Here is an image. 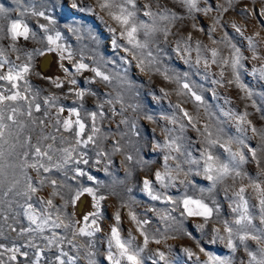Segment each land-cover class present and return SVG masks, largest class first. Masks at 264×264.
Listing matches in <instances>:
<instances>
[{"label":"rangeland","instance_id":"rangeland-1","mask_svg":"<svg viewBox=\"0 0 264 264\" xmlns=\"http://www.w3.org/2000/svg\"><path fill=\"white\" fill-rule=\"evenodd\" d=\"M24 2L26 5L31 4L38 11L45 12L47 16L53 19L54 23L49 25L50 29H54V32L61 34L62 40L60 43L72 51L76 60H79L80 54L83 53L86 64L95 66L94 61H97L103 65L107 73L114 77L111 85L108 86L100 82L98 78L95 84H89L87 81L90 78H94V74L91 71H85L73 77L66 76L61 65L69 68L70 71H74V69L67 59L61 61L58 52H46L43 56L34 54L27 80L31 84L33 92L39 90L36 102L41 105V111H33V117L37 118V120L44 119L46 124L50 125L54 123L58 108L61 106L66 109L61 116L67 117V110L70 107H79L83 103L85 110H95L98 101H103L108 94H110L111 98H115L118 93L122 94L123 104L126 109L123 116L119 114L112 116L109 111L111 106L105 105L106 117L100 126L103 132L109 133L101 145L107 154L106 156L98 158L95 146L89 145L86 149H79V151L87 154L86 158L89 161L87 165L83 163L80 165L70 164L64 169H53L49 173H43L41 170L43 176L51 177L58 182L70 185L71 191L68 187L60 188L58 184L57 191L59 194L53 197L52 185L46 181L44 186H40L37 173L32 169H28L27 175L32 178L34 186L38 188L32 200L28 202L32 203L40 211L45 206L41 205L39 201H47L51 198L56 207L61 208L63 213L71 215L74 220H82L84 215L95 211L92 207V198L85 194L77 201L75 207L69 204L67 208H63L64 201L70 199L74 191L80 186L92 187L97 190L98 195H104L106 199L101 201V216L98 221L101 231L92 238L97 264H109L106 259L107 241L110 237L111 228L117 226L115 220L117 212L121 216L118 225L121 237L128 239L129 234H131V236L136 237L134 244L143 246V237L139 235L136 225L129 217L130 208L139 220L147 219L150 221L149 224L145 225V228L151 236L160 241L155 243L150 240L148 247L141 253L144 264H153V262L155 264H206L207 257L200 252L198 244L213 255L230 258L231 264H251L244 245L238 240L235 241L237 245L235 252H231L224 241L216 240V242H213V237L215 236L213 230L219 227L221 235H224L222 222L227 220L231 224L235 218V214L231 210L233 206V190L238 189L241 185L249 184L251 179H264V177L259 176V168L256 162L251 160V154L248 152L247 147L235 143L232 145L233 151L239 149L245 152L249 158L248 163L242 166L244 174L241 177L236 178L235 181L228 179L223 184L217 185L212 197L215 198L220 210L219 213L213 214V217L205 224L203 230L199 227L204 224L201 217L182 216V206L177 211L172 212L171 209L175 205L165 203L162 200H152L143 189V180H150L155 191L171 196L173 199H180L185 194L200 198V190L205 189V202L212 206V197H209L206 191L210 186V182L204 178L203 174H192L185 177L183 172L177 175L173 171L171 175L175 178L174 183H170L167 188L162 187L155 180L157 171L163 173L164 156L168 154L166 148L158 147L157 145H163L169 133L173 138L183 137L180 143L196 157L199 156L197 149L202 147L200 143L202 137L190 125L184 132L180 131L179 123L182 122L187 125L188 121L184 118L183 112L176 107L177 104H180L181 108L198 120V127L201 130L203 125L211 123L213 130L216 128L223 129L224 139L229 136L239 137L244 139L245 145L250 147L261 145L262 141L257 135L252 133L247 125H242V127L247 129L246 132L237 130L236 116L247 112L248 120L252 122V125L258 130H264V80H260L258 75H252L254 69L264 67V17L244 12L246 8L258 10L264 7V0H254V2L253 0H232V5L227 12H221L215 7L217 4H225V0H208L207 3H205V0H199L200 7L213 8V11L207 16L200 12L189 14L186 8L181 7L179 4H174L172 0H159L161 8L171 9L177 13L178 18L170 26V34L166 39L162 32L156 33L151 38L148 50L152 51L153 55L157 56L160 61L154 67H159L161 71L164 68H168L170 74H176L182 80L184 74L187 73V81L193 86V90L204 99V104L202 105L192 98L191 93L178 96L177 91L180 90V85L176 82L166 81L155 70L142 72L136 66V61L128 53L122 49L113 48L111 43L112 34L107 30L108 26L112 25V21L107 16H104L102 22L99 15L80 10L85 6L95 8V0H76L79 5L78 8L72 7L73 0H24ZM0 3L10 9L9 20L21 18L19 12L11 10L16 8L12 0H0ZM146 3L152 4V10L156 11L155 0H138V4L141 7ZM225 6L227 5L225 4ZM138 15L145 22H151L148 17L143 16L142 12ZM216 18L221 20V24L217 26L215 32H212L211 27ZM23 19L30 30L36 33V40L20 38L15 42L17 48L15 52L12 50L11 45L13 42L10 39L0 40V48H3L5 53L4 58L15 64L26 62V54L33 52L34 49L46 50L47 48V41L42 39L44 33L40 29V25H48V21L43 17H34L30 14L23 17ZM233 24L240 27L243 34L237 33L232 27ZM193 25H196V28H193ZM200 28H203L204 31H199L198 29ZM70 29H76L77 31L73 32ZM225 31L228 32L232 43L240 48L244 57L242 60L244 67L239 71L241 82L252 92L251 99L247 97L245 92L238 89L235 84L228 83V80L231 79L230 68L223 69V86H221L213 83L214 80L220 79L221 68L219 66L211 65L205 69L203 60L199 66L195 64L197 55L195 51L196 41L201 43V55L208 58L209 61V50L212 48H219L221 54L225 57L230 55L229 50L223 45H214L212 43L213 39L220 40ZM256 33H259V36ZM189 35L192 37L190 42L192 53L190 62L186 63L185 61L188 57L183 52L177 54L175 49L177 43L180 42L183 50V42ZM249 37L253 38L255 44L254 52L253 49L249 48ZM141 39H143L142 34ZM118 43L123 44L124 42L118 40ZM157 49L160 51H157ZM254 53L259 59H252ZM18 55L20 56L19 60L17 59ZM65 56H67V53H65ZM122 57L127 58L130 63L125 64L121 59ZM42 77L59 78L64 82V87L58 89L49 79ZM72 78L77 80V85L72 86L69 83ZM20 83L23 86V81ZM69 88L91 89L97 95H86L82 102L76 101L75 96L69 93ZM52 95L58 98L56 100L57 107L48 108L44 104V100L45 97ZM253 104H255V107H253ZM130 105L132 107H129ZM115 108L117 113H119L120 104H115ZM45 111L49 113L47 117L44 116ZM225 113H230V115H225ZM81 115H84L83 111ZM148 115L153 117L151 121L145 118ZM122 118L128 119V125L120 123ZM20 119L28 125L21 134V138L31 135L32 142L35 143L41 127L37 126L34 132H30L29 129L32 125L28 117L24 116L20 117ZM173 119L178 122L174 124L172 122ZM133 122L136 125L135 129L131 128ZM87 123H91L90 119H88ZM43 131L45 134L51 133L57 137L60 135L49 126H44ZM87 132L88 129H86ZM121 134H123V138H121ZM64 135L67 136L69 134L64 133ZM117 142L121 145V151L114 152L113 147ZM44 143L48 144L52 143V141L49 140ZM65 146L67 145L59 143V139L54 144V147L57 148ZM7 148L8 146L5 145L6 152ZM216 151L221 154L222 159H227V153H224L222 149L217 148ZM172 155L177 154L172 153ZM126 156H131L132 160H127ZM97 158L100 160L99 164L95 162ZM181 159L183 158L181 157ZM0 163H5L9 166L6 167V179L5 177H0V179H5L6 187L14 176L23 183L20 169L10 167V165L16 163L15 156L6 155L5 161ZM261 163L264 165V160ZM168 165L171 168H175L176 162L169 160ZM75 167H80L87 171L89 175L94 177L95 182L89 181L87 177L73 179L72 177L75 176V173L72 169ZM188 167V165H184L185 170ZM65 172H67V175H64ZM189 180L192 181V184L187 183ZM180 181L185 182L180 183ZM225 188L228 189L227 192H225ZM61 196L64 199H61ZM246 197L249 199L250 205H256V207L251 208L254 216L257 217L253 221L254 225L256 227H264L260 225L258 201L251 189L246 192ZM4 199L10 200L13 197L9 195V197ZM15 200L24 203L23 197H15ZM48 211L54 213L55 209H48ZM17 212L22 213L23 209L18 208L16 203L11 205V211H9L6 203L0 205V226H2L0 245L5 248H12L13 246L20 248L16 261H9L8 256L11 253L7 252L0 258L5 261V264H33L36 253L39 251L42 257L40 264H49V261L58 254V249L55 246L49 249L47 241L43 239V236H50L51 232L46 230L42 235L35 232L21 235L20 230L28 227L29 222L23 215L16 216ZM5 215L8 217L7 221L4 220ZM161 216H172L175 219L164 221L160 219ZM9 225L15 227L16 231H12ZM79 226L81 225H77V227ZM54 231L58 235L65 234L63 228L54 229ZM68 239H71L70 235ZM83 239L78 237L73 241V244L78 245ZM30 241L36 247L27 246ZM247 245L249 251L255 252L259 256V246L254 241H247ZM186 248L191 249L200 257V260L196 261L195 256L189 258L184 251ZM63 250L71 256H76L77 264H87L82 252L77 253L75 247L68 244L67 241L63 245ZM3 251L4 248H0V252ZM25 252L28 254L27 257L22 255ZM160 252L164 253L165 259H160L157 254Z\"/></svg>","mask_w":264,"mask_h":264},{"label":"snow or ice","instance_id":"snow-or-ice-1","mask_svg":"<svg viewBox=\"0 0 264 264\" xmlns=\"http://www.w3.org/2000/svg\"><path fill=\"white\" fill-rule=\"evenodd\" d=\"M174 4H179L181 7L187 9L189 14L194 12L203 13L207 16L211 11L212 7H200L199 0H172ZM208 0H205L207 3ZM254 2V0H253ZM12 3L16 5L15 9L12 11L19 12L21 18L9 20V8H6L3 3H0V40L5 38L10 39L13 44L11 45L12 50L17 51L15 42L20 38L24 40L37 39L36 33L31 31L23 17L26 15H31L34 17H43L48 21V25L41 24L40 29L44 33L43 40L47 41L46 50H41L36 48L33 52L26 54V62L21 64H15L8 59L4 58V49L0 48V162L5 161L6 155H12L16 158V163L10 165V167L19 168L20 174L23 176V183L21 180L13 177L12 181L7 183L5 186V179L7 177L6 167H9L5 163H0V177H5V179H0V205L7 204L9 211H11V205L16 203L18 208H22L23 212H17L16 216L23 215L29 222V226L22 228L20 234L25 233H38L43 234L46 230L51 232L50 236H43V239L47 241V247L51 249L55 246L58 249V254L54 259L49 261V264H77V257L69 255L68 252L63 250V245L65 241L68 244L75 247L77 253L83 254L84 258L87 260V264H97L95 259L96 252L95 246L92 238L96 233L101 231L100 224L98 223L101 216L100 207L101 201L105 200L104 195H98L97 190L92 187L80 186L74 191V194L70 199L64 201L63 208H67L69 204L75 207L77 201L81 199L82 196L87 194L92 198V207L95 211L89 212L82 217V220H74L71 215L63 213L61 208H57L50 198L47 201H39L41 205H44L40 211L36 207L29 203L32 200L33 195L38 191V188L34 186L32 178L27 175V170L32 169L37 173L39 177V185L44 186L45 182L48 181L52 187V196L55 197L59 193L57 191V185L60 188L68 187L71 191V186L66 185L64 182H58L56 179L51 177H46L41 174L49 173L53 169L61 170L69 166L70 164L80 165L81 163L87 165L89 163L86 158V153L79 151V149H86L89 145H93L96 148V156L99 158L101 156H106L102 148V141L107 138L109 133H105L101 129V122L105 120L106 112L105 105L111 106L109 111L112 116L117 114L123 116L124 111H126L123 104L122 94H117L115 98H111L110 94L106 96L103 101H98L95 110H85L83 103L79 107H70L67 117H62L61 114L65 112V107L61 106L58 108L57 115L54 118V123L47 125L46 120L33 117V111L40 112L41 105L36 102L39 96V90L35 92L32 91V86L27 80V76L31 71V61L34 54L45 55L46 52H58V55L63 61L67 59L72 65L74 71H70L69 68L61 67L64 73L68 77H73L77 74H81L85 71H91L94 74V78H90L87 83L95 84L97 78L100 82H103L106 86L111 85L114 77L107 73L103 65L97 61H94L95 66H90L84 62L83 53L80 54L79 60L74 58L72 51L65 45L61 44L62 40L61 34L59 32H54V29H50L49 25L53 24L54 21L51 17L47 16L45 12L38 11L31 4L26 5L24 0H12ZM225 4L227 6H225ZM225 4H217L216 9L221 12H227L232 5V0H225ZM156 11L152 10V4L146 3L142 7L138 4V0H95V8L92 6H85L81 8V11H87L99 15L100 20L103 22L104 16H107L112 25L108 26L107 30L112 34V47L115 49H122L124 52L128 53L133 60L136 61V66L143 71H153L159 72L161 76L166 81H174L180 85V90L177 91V95H183L186 93H191L192 98L198 102V104H204V99L201 95L197 94L193 90V86L187 81V73L184 74L183 80L176 74H170L168 68H164L162 71L159 67H154L160 63L157 56L153 55L152 51L149 49V43L151 38L158 32H162L165 39L170 34V26L178 18L177 13L168 9L166 7L161 8L159 0H155ZM73 8H78L79 5L76 0H73ZM98 10V12H97ZM143 16L148 17L151 21L150 23L145 22L139 18V13ZM247 14L257 15L259 17H264V7L260 9H244ZM102 14V15H101ZM221 24V20L216 18L213 21L211 31L215 32L217 26ZM232 27L237 33L243 34L242 29L237 25L233 24ZM196 28V25H193ZM199 31H204L203 28L198 29ZM70 31L76 32V29H70ZM54 32V34H52ZM141 34L143 39H141ZM259 36V33H256ZM94 39V38H93ZM118 40L124 43H118ZM192 37L189 35L187 39L183 42L184 47L181 49L180 42L177 43L175 51L177 54L183 52L184 55L188 57L185 61L190 62L192 45ZM214 45H223V47L229 50L230 55L225 57L221 54L219 48L210 49V61L208 58L201 55L202 46L199 41H196L195 51L197 53L195 64L199 66L203 60L205 69L209 68L211 65H217L221 68L219 73L220 79L214 80L213 83L220 84L223 86L224 68H230L231 79L228 80L229 84H235V86L241 91L247 94L249 99L252 98V92L248 87L241 82L240 69L244 67L242 60L244 57L241 54L240 48H238L228 34L224 32V35L220 40H212ZM249 48L255 49V44L252 37L248 38ZM157 51H160L157 49ZM67 53V56H65ZM20 59V56H17ZM125 64H129L130 61L127 58H121ZM252 59H259L253 54ZM253 76H257L260 80H264V67L259 69H254L252 72ZM49 79L51 83L58 89L64 87V82L59 78L52 79L50 77H42ZM21 81H23V86H21ZM72 86L77 85V80L72 78L69 80ZM163 91V89H162ZM69 93L75 96L76 101H83L86 95H97L91 89L84 88H69ZM167 95V93H165ZM58 98L54 95L45 97L44 104L48 108L57 107L56 100ZM115 104H120L119 113L115 108ZM129 107H132L131 105ZM176 107L183 112L184 118L187 119L188 124L179 123V128L181 132H184L188 125L192 129L196 130L198 134L202 137L200 149H197L199 156L196 157L193 153L186 149L180 141L183 137L173 138L170 133L168 138L163 145H157L158 147H163L168 150V154L164 156V171L163 173L157 171L155 173V180L159 184L167 188L170 183H174L175 178L172 177L171 173L175 171L177 175L183 172L185 177L195 174H203L204 178L210 182L209 188L206 190L209 197H212L213 192L216 190L217 185L223 184L226 180L232 179L235 181L236 178L241 177L244 173L242 172V166L248 163V156L244 151L237 149L233 151L232 145L235 143L237 145H244L247 147L248 152L251 154V160L256 162L259 168V176L264 177V165H262V160H264V130H258L252 122L248 120V113L238 114L236 116L238 123V131L246 132L247 129L242 127V125H247L254 135H257L262 141L261 145L258 147H250L245 145L244 139L239 137H227L223 138V129L216 128L213 130L211 123L203 125L201 130L198 127V120L191 116L187 111L177 104ZM255 107V104H253ZM133 110H135L133 108ZM84 115H81V112ZM49 113L44 112V116L47 117ZM225 115H230V113H225ZM27 116L32 127L29 129L30 132H34L36 127H41L40 133L36 137V142H32V136L27 135L23 139L21 134L24 132L28 125L20 119V117ZM149 121L153 119L152 116L148 115L145 117ZM90 119L91 123L88 124L87 121ZM176 124L178 121L173 119L172 121ZM121 124L128 125L129 121L127 118H122L120 120ZM44 126L51 127L54 132L59 133V137L51 133L45 134L43 131ZM132 129L136 128L135 123L131 125ZM86 129L88 132L86 133ZM167 131V130H166ZM64 133L69 135L65 136ZM123 138V134H121ZM59 139L61 145H67L65 147H54V144ZM52 141V143L45 144V141ZM5 145L8 146L7 152L5 150ZM222 149L224 153H227V159H222L221 154L216 151V149ZM19 149V151H18ZM114 152L121 151V145L117 142L113 147ZM59 153V155H57ZM176 153L177 155H172ZM75 154V155H74ZM181 157L183 159H181ZM96 159V163L99 164L100 160ZM127 160H132L131 156H126ZM172 160L176 162L175 168H171L168 165V161ZM184 165H188L187 170L184 169ZM75 176L72 177L76 179L77 177H87L89 181H94V177L89 175L87 171L81 169L80 167H75L72 169ZM107 171V169H105ZM67 175V172L64 173ZM185 181H180L184 183ZM188 184H192V181H187ZM143 189L147 195L152 200H162L165 203L175 205L171 209L172 212L177 211L179 207L182 206L183 211L181 215H187L189 217H201L204 224L199 227L201 230L205 227V224L213 217L214 213H219V205L216 203L214 197H212V206L205 202L204 194L205 189H201V197L194 198L185 194L180 199H173L171 196H166L163 193H159L154 190L152 182L148 179L143 180ZM251 189L255 194V198L258 201V219L260 225L264 226V179H251L250 183L247 185H241L238 189L233 190L232 198V213L235 214V218L230 224L227 220L223 221V232L221 235V229L219 227L215 228L213 231L215 236L213 237V242L216 240L224 241L226 247L231 251L235 252L237 245L235 241H239L244 245L245 251L248 253L251 264H264V227H256L253 221L257 217L254 216L251 208L256 207V205H250L249 199L246 197V192ZM228 189L225 188V192ZM11 195L13 199L5 200L4 198ZM15 197H23L24 203H20L15 200ZM61 199H64L61 196ZM48 209H55V212L48 211ZM54 217V218H53ZM129 217L132 222L136 225V230L141 237H143V246H138L134 244L136 240L135 236L129 234L128 239H123L121 237L120 228L118 227L121 216L117 212L115 214V220L117 226H113L110 231V237L107 241V251L106 259L109 264H144V260L141 253L148 247L150 240L155 243H159L158 239L151 236L145 225L149 224L150 221L147 219L139 220L136 214L129 210ZM8 217L5 215L4 220L7 221ZM161 220H174L175 217L172 216H161ZM77 225H81L77 227ZM34 226V227H33ZM11 227L12 231H16L15 227ZM64 230V235H58L54 229ZM0 234H2V226H0ZM71 239H68V236ZM78 237L84 238L81 243L73 244ZM254 241L259 246V256L255 252L248 250L247 241ZM31 247H36V245L31 244ZM199 250L207 257L206 264H231V260L228 257H221L218 255H213L208 252L204 247L199 246ZM0 248H4L3 252H0V257H3L4 253H11L8 256L9 261H16L17 254L20 253V248L13 246L12 248H5L0 245ZM185 253L189 258L195 256L196 261L200 260V257L196 255L191 249H184ZM160 259H165L164 253H157ZM27 257V253H23ZM41 253L38 251L36 253V258L33 264H40ZM66 258V259H64ZM0 264H5V261L0 258ZM155 264V262H153Z\"/></svg>","mask_w":264,"mask_h":264}]
</instances>
